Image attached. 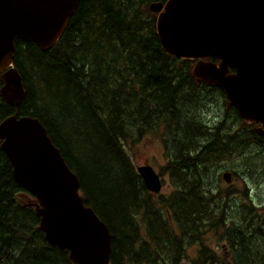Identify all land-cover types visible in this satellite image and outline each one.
I'll return each instance as SVG.
<instances>
[{"label": "trees", "instance_id": "16d2710c", "mask_svg": "<svg viewBox=\"0 0 264 264\" xmlns=\"http://www.w3.org/2000/svg\"><path fill=\"white\" fill-rule=\"evenodd\" d=\"M157 1L80 0L51 49L15 39L13 67L25 95L14 107L0 101V122L17 113L42 124L78 178L84 204L112 236L110 264H182L191 245L199 246L193 264H218L204 243L218 221L199 192L212 183L215 160L229 155L221 148L236 144L225 137L212 143L210 128L227 116L220 104L218 117L208 122L209 98L191 95L193 62L161 49L146 15ZM156 131L163 156H174L164 170L189 184L170 197L147 192L127 151ZM34 203L0 149V264H72L66 252L46 243ZM245 235L233 237L232 257L264 264V250Z\"/></svg>", "mask_w": 264, "mask_h": 264}, {"label": "water", "instance_id": "95a60500", "mask_svg": "<svg viewBox=\"0 0 264 264\" xmlns=\"http://www.w3.org/2000/svg\"><path fill=\"white\" fill-rule=\"evenodd\" d=\"M79 1L0 0L2 102L14 107L25 95L13 67L14 40L51 49ZM149 10L160 12L156 33L166 53L197 60L191 69L197 82L223 90L242 119L264 122V0H168ZM0 141L13 180L36 201L46 243L67 252L73 264H110L112 236L84 204L78 178L40 123L14 113L0 122ZM137 172L146 190L160 192L161 180L151 167Z\"/></svg>", "mask_w": 264, "mask_h": 264}, {"label": "flooded vegetation", "instance_id": "af4514ba", "mask_svg": "<svg viewBox=\"0 0 264 264\" xmlns=\"http://www.w3.org/2000/svg\"><path fill=\"white\" fill-rule=\"evenodd\" d=\"M166 1L159 0L157 2L165 4ZM158 15L159 13H152L154 26ZM197 88L202 90L206 99L209 98L207 102L210 104L206 105L204 109L221 100L224 108L222 116H227L221 123L214 124L210 128L209 134L219 138L233 139L236 144L230 147L229 153L230 159L236 162L235 171L224 170L220 176L221 182L230 186L229 189L223 190L216 177L212 176V183H205L209 188V194L200 191L201 201L205 195L208 196L213 203V208L222 213V218L228 214V208H231L236 213H242L243 223L247 222L246 227L237 229H230L229 224L219 222L224 226L222 249L225 251L222 259H225V254L228 253L226 246L232 245L233 234L243 232L246 234L247 240L260 241L264 244V122L242 119L238 109L226 103L227 99L221 89L205 84H197ZM210 92H214L218 97H211ZM224 131L228 132L227 136L223 135ZM207 146V142H203L202 147ZM217 165L218 163H213L211 171ZM224 176H228V179H224ZM255 190L257 199L252 195ZM248 203L250 206L247 208ZM237 262L240 264V261Z\"/></svg>", "mask_w": 264, "mask_h": 264}, {"label": "rangeland", "instance_id": "374dc122", "mask_svg": "<svg viewBox=\"0 0 264 264\" xmlns=\"http://www.w3.org/2000/svg\"><path fill=\"white\" fill-rule=\"evenodd\" d=\"M146 15H148L149 20H152L153 17H152V15L147 13V10H146ZM195 88H196L195 93L193 91L191 93V90H189V89L187 90V93H191V95L198 96V97L203 95L201 89L198 90L197 87H195ZM210 94H211V97H215V98L218 97V95L215 94L214 92H210ZM220 104L222 105L221 100H218L217 104H215L213 106H208V108L203 110V112L206 110H209V112H210V113L205 114L206 118H208L207 119L208 122L211 121L210 119L212 117H214V115H218V111L220 109ZM217 105H219V107ZM215 107H217V108H215ZM221 111H222L221 112V115H222L224 112L223 105L221 106ZM223 135L227 136L228 132L224 131ZM220 139L221 138H219V137L213 136L212 137V143L217 141V140H220ZM225 143H226L225 141L222 142L223 145ZM207 145H209V144H207ZM224 148L225 149L229 148L228 150H230V146L229 147H222L221 152H223ZM127 151L129 153V156H130V159H131V162H132L134 168L146 165V166H150L157 174H159V176L161 178L162 189H161L159 196H153L152 195L153 197H157V198L158 197H161V198L170 197L177 190H181L182 188H187L189 186V184L187 182H182L183 180H180V182H178L176 180L175 176H172L169 171L164 170L168 166L167 163L174 156L173 155H170L169 157L163 156V154H162L163 144L160 142V131H156L155 135H148L146 137H143L142 139L139 140V142L134 144V146H131V145L127 146ZM230 158H231V156L229 154L228 156H224L222 158H218L217 160H215L214 163H218V165L215 167V169L211 173V175L213 177H216V179L218 180V183H220V186L222 187L223 190L229 189L230 186H226L225 183L221 182V180H220L221 173L224 170H227L229 172L235 171L234 168L236 167V162L234 160H231ZM200 190L206 194H209L208 193V191H209L208 186L205 187V185H204L203 188H200ZM200 195H201V193H200ZM252 195L255 199H257L256 190L254 192H252ZM140 200H143V198H140ZM202 205L205 208H209V210H207V212L212 211V213L210 212V215L214 218L215 221L217 220L218 223L222 222V223L229 224L230 229H234V228L237 229V228L247 226V222L243 223V216L241 215L242 213H236L231 208H228V214L224 218H222V213L218 210L213 209V203H212L211 199L206 195L204 196V198L202 200ZM249 206H250V204L248 203L247 208ZM222 207L225 209L224 206H222ZM219 208H220V206H219ZM229 210H231V211H229ZM252 218H254V216H252ZM137 219L140 223L142 222L140 216ZM223 236H224V226L220 224L219 227L215 231H212L211 233L206 235L204 243L209 246V248L213 252V255L215 256V258L217 259V261L220 264H235V261L232 258L229 260H226V261H224L222 259V255H224V251H225V250L223 251L221 249V244L224 242L222 239ZM232 236L235 237L234 234ZM228 238H230V237H228ZM254 244H255L256 248L259 245V248L264 250V244L262 242L259 241V242H255ZM254 244H252V245H254ZM252 245L249 247L250 248L249 251L251 250L252 254H254V252L252 250ZM197 249H199V246H197V245H191L190 247L187 248L188 252H187V256H186L185 260L183 261V264H193V261L196 258V250ZM227 252H228V256H229L230 255V249L228 246H227ZM254 256H251V257H254ZM256 262H258V261H256Z\"/></svg>", "mask_w": 264, "mask_h": 264}, {"label": "bare ground", "instance_id": "6f19581e", "mask_svg": "<svg viewBox=\"0 0 264 264\" xmlns=\"http://www.w3.org/2000/svg\"><path fill=\"white\" fill-rule=\"evenodd\" d=\"M147 13L148 14H150V15H152L149 11H148V9H147ZM161 47V46H160ZM162 49V48H161ZM163 50V49H162ZM164 51V50H163ZM165 52V51H164ZM166 53V52H165ZM166 54H168V53H166ZM169 55V54H168ZM170 57H172V58H174V59H176V60H181V61H186V60H184V59H181V58H176V57H174V56H171V55H169ZM190 75H191V77H192V74H191V67H190ZM193 78V77H192ZM194 79V78H193ZM0 101H1V99H0ZM2 102V101H1ZM226 102H227V104L228 105H230V106H233V105H231L230 103H229V101L228 100H226ZM2 103H4V102H2ZM5 104V103H4ZM226 104V105H227ZM7 105V104H6ZM9 106V105H8ZM31 118V117H30ZM33 119H36V118H33ZM37 120V119H36ZM38 121V120H37ZM39 122V121H38ZM40 123V122H39ZM40 125L42 126V124L40 123ZM43 127V126H42ZM44 128V127H43ZM45 129V128H44ZM46 131V130H45ZM51 141V140H50ZM52 143V142H51ZM53 144V143H52ZM54 146V145H53ZM55 147V146H54ZM56 148V147H55ZM57 149V148H56ZM59 151V150H58ZM60 152V151H59ZM60 155H61V153H60ZM61 157H62V155H61ZM6 158H7V156H6ZM63 158V157H62ZM7 160H8V162H9V159L7 158ZM64 160V159H63ZM10 163V162H9ZM140 167H142V166H140ZM137 168H139V167H137ZM137 168H135V171H136V173L138 174V172H137ZM139 175V174H138ZM140 177V176H139ZM162 184V183H161ZM79 190H80V188H79ZM38 228H39V224H38ZM39 230H40V228H39ZM41 231V230H40ZM42 232V231H41ZM43 233V232H42ZM224 243V242H223ZM223 243L221 244V249H222V246H223ZM229 247V249H230V255L228 256V253H226L225 254V256L227 257H225V259H223L224 261H226V260H229V259H233L234 260V258L232 257V251H231V245L230 246H228ZM226 248H227V246H226ZM223 250V249H222ZM224 251V250H223ZM223 256V255H222ZM216 259V258H215ZM216 261H217V259H216ZM235 261V260H234ZM237 262L235 261V264H236Z\"/></svg>", "mask_w": 264, "mask_h": 264}]
</instances>
